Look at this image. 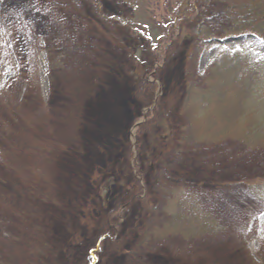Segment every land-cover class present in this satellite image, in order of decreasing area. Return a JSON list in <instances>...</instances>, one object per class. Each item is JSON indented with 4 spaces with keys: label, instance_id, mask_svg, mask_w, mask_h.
Listing matches in <instances>:
<instances>
[{
    "label": "trees",
    "instance_id": "obj_1",
    "mask_svg": "<svg viewBox=\"0 0 264 264\" xmlns=\"http://www.w3.org/2000/svg\"><path fill=\"white\" fill-rule=\"evenodd\" d=\"M41 1L51 7L54 14L61 16L62 27L56 34L48 36L46 43L51 44L56 37H62L70 41L69 46L80 49L79 45H84L81 52L87 55L92 51L95 59V50L103 56L104 49L99 43L103 41L109 45L105 49L106 53L111 52L117 58L121 54L118 60L129 79L130 88L123 87L118 80L115 82L108 79L109 84L105 85L111 96L107 97L112 100L115 98L117 102L126 98L127 102L132 100L131 110L134 107L138 110L139 101L146 103V97L158 91L157 85L148 81L146 74L152 66L163 64V57L170 53L173 45L184 43L187 50L183 57L187 53L193 59L201 50L220 40L245 34L256 37L264 44V0H180L174 10V19L169 18L159 38L148 37L142 28L134 24L136 16L131 0ZM129 37L137 39V43L143 42L144 47L128 44ZM39 51L38 48L34 49L32 55L23 56L21 60L20 75L26 83L35 77ZM245 52L243 48H239L224 53L222 61L215 63L210 69L201 89L185 78V62L174 65V79L168 81L171 86H166L162 98L145 115V122L136 132L135 152L128 139V128L108 135L110 124L119 122L116 108L112 110L113 119H109V126L104 131L109 136L110 144L105 147L101 145L102 149L93 148L89 144V153L83 152L88 164L82 169V175L71 188L64 204L57 205L55 200L52 203L54 205L49 203L45 195L48 176L44 169L47 165L40 159L55 156L60 149L75 152L73 144L65 139L61 143L35 139V143L27 144L20 136L11 138V143L18 142L10 143L17 153V160L22 162L27 158L26 161H34L36 172L33 173L37 179L16 182L13 194L17 192L20 205L14 204L12 196L7 195V189V198L0 197V226L2 227V223H9L18 231V238H11L25 252V259L19 263L7 254V250L12 249L10 243L0 242V264H62L73 247L89 236L99 241L104 236L110 237L106 256L103 258L104 264L118 258H123L128 264L139 261L144 264L148 251H153L157 236L154 229L151 231L152 228L148 229V226L155 213L157 215L166 210L170 215L166 226L168 234H174L177 225V232L191 239H215L221 236L224 230L209 212H204L201 208L200 191L203 195L209 191L211 198H214L219 188H250L242 183L243 178L234 182L231 179L212 180L210 177L238 178V174H242L237 173L238 167L226 162L229 152L236 147H241L247 153L264 155V54L259 59L250 61ZM46 53L49 68L60 66L64 58L61 53L50 48ZM136 61L141 64V69L138 65L139 70H129L131 63ZM93 63L99 68L106 66L96 60ZM28 65L31 66L30 69ZM225 69L227 78L220 81L217 77ZM234 76H239L240 79L237 83L231 81V85L238 87L228 86L229 77ZM83 84L88 91L93 85L87 81ZM104 93L92 107L95 116L97 112L105 114V109L109 107ZM88 102L86 100L84 104ZM170 103L174 104V118L181 115L185 119L184 124L174 122L168 129L160 120L159 126L162 129L156 136L151 135L150 152H142V162L137 161L135 154L141 151L143 127L155 126L158 116L161 117ZM80 113V110L67 107L63 119L70 123L80 121ZM222 115L225 116L224 130L215 128ZM101 118L102 116L98 123L104 124V115ZM174 126H177L176 130ZM90 127L92 128H87L86 131L89 129L92 134L100 130L93 122ZM78 130L76 128L72 133L77 135ZM9 134L15 135L12 132ZM98 136L99 133L93 135L95 138ZM234 142L239 146L235 144L232 147ZM204 161H207V166ZM232 163L239 166L240 161L237 159ZM248 165L257 168L259 162L252 159ZM248 165H244V168H248ZM123 169H126L124 174ZM179 171L185 174H179ZM199 174L210 179L193 180L199 179ZM219 182L221 185H218ZM252 186L255 187L252 190H261L262 193H259L264 194V184ZM0 190L4 193L1 187ZM159 199L163 202L160 210ZM262 201L264 199H257L252 205H259ZM254 210L255 207L249 205L247 211L253 213ZM51 212L56 213L57 218L49 221ZM6 214L7 220L4 216ZM137 220L143 221L142 227L136 226ZM124 222H128V226L121 235ZM125 226L126 224L123 227ZM261 263L264 264V258Z\"/></svg>",
    "mask_w": 264,
    "mask_h": 264
},
{
    "label": "rangeland",
    "instance_id": "obj_2",
    "mask_svg": "<svg viewBox=\"0 0 264 264\" xmlns=\"http://www.w3.org/2000/svg\"><path fill=\"white\" fill-rule=\"evenodd\" d=\"M179 1L131 0L134 5L133 13L136 16L134 24L142 28L148 37L159 38L169 18L174 19V10ZM111 3L114 4L112 1ZM60 17L54 14L51 7L45 5L41 0H0V187L4 192L2 193L0 190V197H6L7 189L9 191L7 195L12 196L16 206L21 203L18 202L17 192L14 191L16 194H13L16 182L25 179L27 181L36 180L37 177L33 173L36 172L34 161H26L27 158L22 162L17 160V153L13 150V146L11 148V144L14 142L18 144V142L11 143V138L20 136L21 140L27 144L35 143V139H46L55 143H61L65 139L73 144L75 152L60 149L57 155H49L48 158L40 159L47 165L44 169L48 176L45 195L49 199V203L52 204L55 200L57 205L64 204L69 198L71 188L82 175V169L88 164L83 152L89 153V144H92L93 148L102 149V146L110 144L108 135L111 133L114 135L120 129L128 128V139L135 152L136 132L145 122V115L153 110L157 101L162 98V92L166 86H171L168 81L174 79V65H182L185 62L187 69L185 78L194 82L196 88L201 89L203 80L210 74V69L215 63L218 64L222 61L224 53L243 48L246 51V58L250 61L259 59L264 54V44L254 36L247 37L249 34L241 35L244 37L235 42L227 44L217 42L213 46L201 50L193 59L187 53L186 57H183L187 50V47L183 46L184 43L173 45L170 53L163 57V64L152 66L150 72L146 74L148 81L157 85L158 91L152 96L148 95L146 103L137 101L140 105L137 107L138 110H135V107L134 110H131L132 100L127 102L126 98L125 101L121 99L117 102L115 98L112 100L111 97H107L111 96L107 85H105L109 84L108 79L115 82L118 80L120 85L127 89L130 88L129 79L118 60L121 54L117 58L111 52L106 53L105 49L109 45L103 41H99L104 49L103 56H100L95 50L97 54L95 59V53L92 51H89L87 55L81 52L84 45H79L80 49L69 46L70 41L62 37H58V39L56 37L51 44L46 43V38L56 34L62 27ZM8 25L10 27H7ZM91 36L93 35L91 34ZM93 39L95 40V37ZM137 42L139 41L133 37H129L127 40L128 44L135 46L138 44L144 47L143 42ZM37 48L40 51L36 74L33 80H29V82L27 80L26 83L20 75L22 72L21 60H23V56L32 55L34 49ZM49 48L55 49L64 57L60 66L55 69L49 68L47 64L46 52ZM95 60L99 63L103 62L106 66L100 68L95 66L96 63H93ZM138 65L139 67L141 65L138 61L132 62L128 69L137 70ZM28 67L31 68L30 65ZM169 69L171 71L168 72ZM222 73L217 77L220 81L227 78V70H222ZM229 78L228 86H234L231 85V81L237 83L240 79L239 76ZM86 81L93 83L90 91L83 84ZM234 87H238V85ZM103 92H105L106 97L104 98L109 103V107L103 114L105 123L101 124L98 121L100 116L103 119L102 113L97 112L95 116L92 107L96 105ZM86 100L89 101L88 104L86 103L87 105L84 104ZM67 107L81 111L80 121L75 120L70 123L67 119H63ZM115 108L119 122L115 121L110 124V128L107 130L109 119L113 116L112 110ZM166 108L167 110L162 113L161 117L158 116L155 126L146 125L143 127L140 141L141 151L135 154L137 161L142 162V152H150L151 135L156 136L162 129L159 126L160 120L168 129L173 126L174 122L178 125L184 124L185 119L181 115L174 118L173 103L168 104ZM92 122L100 129L94 131L93 134L89 129L86 131L87 128H92L90 127ZM137 124H139L138 127L134 128ZM225 127V116L222 115L216 122L215 128L224 130ZM76 128H79L77 135L72 133ZM174 129L176 130L177 126H174ZM105 130L108 131V135L107 132H104ZM10 132L15 135L11 136ZM87 132L90 133V136ZM95 133H99L96 138L93 137ZM232 141L234 140L232 139ZM235 144L237 145L234 142L232 147H235ZM229 153L230 155L226 159L227 164L238 167L237 173L241 172L242 174H238V178L235 176L230 178L211 176L210 178L212 180L231 179L234 182L243 178L242 183L249 185L250 188L243 186L229 187L223 190L219 188L214 198H211L209 191L205 195L200 191L204 199L199 198L202 210L209 212L216 219L219 227L224 230L221 236L215 239L202 237L195 240L178 233L179 226L177 225L174 234H168L166 226L170 215L167 210L161 211L157 215L155 213L148 229L152 228L151 231L154 229L157 236L154 239L153 251H148L144 264H262L261 259L264 258V201L256 206L252 204L257 199H264V194L259 193H262L261 190H257L259 192L252 190L255 188L252 185L264 184V155L247 153L241 147H236ZM237 159L240 161L239 166L232 163ZM252 159L259 162L257 168L248 165L251 164ZM207 165L208 163L205 166ZM244 165H248V168H244ZM125 172L126 169H123V174ZM178 173L182 174L180 171ZM198 177L199 179L193 178V180L206 181L210 179L204 174H199ZM260 180L261 182H258ZM218 185L221 183L219 182ZM158 203V210H160L163 207V202L159 199ZM249 205L255 207L253 213L247 211ZM4 216L7 220V214ZM49 216V221L52 218H57L56 213L51 212ZM136 223L137 227L143 226V221L138 222L137 220ZM125 224L126 226L123 227ZM123 226L121 235L128 226V222H124ZM18 235V231L9 223H2V227L0 226V238H2L0 242L10 243L12 249L7 250V254L21 263L25 257L24 249L19 248L17 242L13 243L14 240L11 238L12 236L18 238ZM109 240V236L102 237L100 241L90 236L85 238L83 242L73 247L69 257L62 264H104L103 258L106 256L105 251L108 248ZM109 264H128V261L125 262L123 258L122 260L118 258ZM135 264H140V261Z\"/></svg>",
    "mask_w": 264,
    "mask_h": 264
},
{
    "label": "water",
    "instance_id": "obj_3",
    "mask_svg": "<svg viewBox=\"0 0 264 264\" xmlns=\"http://www.w3.org/2000/svg\"><path fill=\"white\" fill-rule=\"evenodd\" d=\"M244 36H238V37H234V38H227L224 39L223 41H219L218 43H231V42H235L238 41L239 39H242ZM247 37H253V36H247ZM139 124L135 125L134 128L138 127Z\"/></svg>",
    "mask_w": 264,
    "mask_h": 264
}]
</instances>
